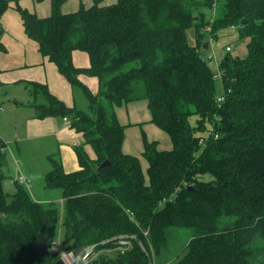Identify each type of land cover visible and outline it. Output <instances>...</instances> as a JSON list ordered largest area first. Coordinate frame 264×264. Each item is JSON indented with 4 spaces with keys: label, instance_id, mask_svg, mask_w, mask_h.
<instances>
[{
    "label": "trees",
    "instance_id": "1",
    "mask_svg": "<svg viewBox=\"0 0 264 264\" xmlns=\"http://www.w3.org/2000/svg\"><path fill=\"white\" fill-rule=\"evenodd\" d=\"M21 1L0 0V27L5 11L18 9L40 54L84 90L88 107H70L46 82L26 81L34 117H68L83 142L74 171L58 153L49 156L44 187L60 196L36 200L16 177V191L5 189L12 168L0 136V264H54L62 252L79 261L92 244L99 245L90 264H150V257L153 264H264V0H79L70 12L68 0H50L47 16ZM229 27L248 40L247 55L233 56L231 47L216 74L201 49ZM74 50L88 53V66L74 64ZM84 76L98 79L97 92ZM217 76L226 96L220 105ZM138 100L148 101L151 122L172 143L161 149L143 133L146 172L123 149L127 126L116 109ZM105 159L112 165L98 171ZM207 173L212 178L201 179ZM40 233L43 255L35 248ZM122 234L136 238L100 244Z\"/></svg>",
    "mask_w": 264,
    "mask_h": 264
},
{
    "label": "crops",
    "instance_id": "2",
    "mask_svg": "<svg viewBox=\"0 0 264 264\" xmlns=\"http://www.w3.org/2000/svg\"><path fill=\"white\" fill-rule=\"evenodd\" d=\"M92 2V0H89ZM71 2L73 9L64 10V8ZM75 2V5H73ZM92 4V3H90ZM41 8L42 13H38L40 16H47L51 12V1L44 0L42 3L38 4ZM80 6L79 0H68L63 5L64 12H70L78 9ZM26 56V53H24ZM73 62L78 67H86L89 65V55L88 53L82 54L80 50H74L73 52ZM25 65L22 68H26V70H14V69H2L0 67V76L3 79L2 92L0 93V136L6 143V149L8 151L9 163L10 159L14 161V171H18L20 175H26L27 184L31 182L32 176L34 174H38L37 166L33 164V162L29 161L25 156L26 152L24 148L20 145L26 141L38 140L40 142L47 141L48 143L43 147L48 148V151L52 148H56L58 153L61 156L63 166L65 171H74L79 167L78 157L75 151V143H82L83 136L81 133L77 132L74 128L70 126V124H66L64 119L60 116H50L44 119H38L34 117L35 111L32 106L33 100H27L28 104H23L22 102L16 101L13 106L11 103L7 105V107H2L1 104L6 102L11 94V87L6 86L7 83L13 85H23V81L25 78H34L33 80H38L42 82H46L49 86L50 91L62 99L68 106H76V98L74 97V85H72L58 70L57 65L50 61L48 57L43 56L40 52L33 59H30L28 62H23ZM25 71V72H24ZM93 76H84L82 77L83 81L89 85V87L95 91L90 85V81ZM32 80V79H26ZM96 85V82L94 83ZM14 96V95H13ZM7 99V100H6ZM88 101V100H87ZM139 101V100H138ZM138 101L130 102L123 106L117 107V114L122 123V118H124L125 122L130 121V117L132 116L133 121L125 124L126 130L134 125H139L140 128L143 127V124L148 120L151 121V116L147 117V113H141V109L138 106H135ZM88 103V102H87ZM126 106V108H124ZM21 107H28L29 110L22 111ZM77 107V106H76ZM88 107V105H87ZM146 107L148 108V101L146 100ZM123 111V113H122ZM124 111H127L126 116H124ZM150 112V110H149ZM16 114V115H13ZM23 115V121L19 118V116ZM130 116V117H129ZM124 124V123H123ZM142 133V143L139 139L136 140V145L131 142V140H127V135L125 137L123 149H127L125 152L132 153L137 150H142L144 148L143 144V133H146L141 129L140 135ZM147 134V133H146ZM148 136V134H147ZM149 137V136H148ZM158 141V140H157ZM167 144L165 143V148H170L172 144L168 146V140L166 139ZM14 143V146L11 143ZM159 145L161 144L160 141ZM134 150V151H133ZM47 156V155H46ZM49 158V157H48ZM11 168L13 167V163H10ZM26 173H25V172ZM44 174V173H43ZM42 174V175H43ZM29 185V184H28ZM52 193L49 197L58 198L60 196V192L56 191V195H54L53 190L48 191ZM33 198L36 200H44L38 199L37 196L34 197L33 193H31ZM50 199V198H49ZM48 200V199H47Z\"/></svg>",
    "mask_w": 264,
    "mask_h": 264
},
{
    "label": "rangeland",
    "instance_id": "3",
    "mask_svg": "<svg viewBox=\"0 0 264 264\" xmlns=\"http://www.w3.org/2000/svg\"><path fill=\"white\" fill-rule=\"evenodd\" d=\"M44 1V0H43ZM41 1V3L43 2ZM114 1V0H112ZM83 4L85 6H90L92 2L89 0H82ZM22 7L28 8L32 11H37L39 13L41 12V8L38 4L39 2L34 1V0H22L20 2ZM75 5V2L74 4ZM74 6H72L71 2L64 8V10H69L73 9ZM71 11V10H70ZM188 35V40L190 43H194V32L192 29H189L187 31ZM247 39H241L239 37L238 30L232 29L231 27L225 28L219 32V37L216 40H209V46L208 48H202L201 52L203 57L206 59V61L210 64L211 68L215 71L217 74L219 72V61L227 54L226 52V47L231 46L232 51L230 52L231 55L233 56H241L244 57L247 55ZM0 67L2 69L7 68V69H14V70H26L24 67V61H29L30 59H33L37 54L39 53L38 51V44L35 40L30 38L27 33L25 32V29L23 27V22H22V16L21 13L18 9L14 7H10L7 9L1 19V27H0ZM82 54H87V52L80 50ZM26 53V56L24 55ZM25 72V71H24ZM92 80L89 82L92 88L97 91L98 88V79L96 77H90ZM26 79H34V78H25L24 81L22 82L23 85H13L10 83H7L6 86L11 87V94L9 93L10 99H6L7 101L2 103V107H7L8 103L12 104L10 106H13L16 101L22 102L23 104H28L27 100H32V97L29 93V88L27 87L26 84ZM96 82V85L94 84ZM75 95L74 97L76 98V106L79 109L86 110L88 101L87 97L84 93V90L80 86H75L74 87ZM216 93L217 96H222L224 95V88H223V83H222V78L221 76H217L216 78ZM14 95V96H13ZM135 106H138L139 109H141V113H147V117L151 116L149 109L146 107V100H139ZM126 108V106H124ZM118 109V108H117ZM21 112L29 110L28 107H21ZM123 113V111H122ZM127 111H124V116H126ZM16 115V114H13ZM130 117V116H129ZM20 119L23 121V115L20 114L19 116ZM122 123L128 124L129 122L133 121L132 116L130 117V121L128 120L125 122L124 118H122ZM196 118L193 117L192 121L195 122ZM146 123L143 124V127L140 128L139 125H134L129 127L126 130V135H127V140H131L132 143L136 145V138L139 139L142 143V133L140 135L141 129L145 131L148 134V138L150 140H158L160 141L159 148L163 149L165 148V143L167 144L166 139L168 140V146L171 143L170 136L154 125L151 121L149 122L148 120ZM48 142H40L38 140H32V141H26L24 143H21L20 145L24 148L26 154L25 156L28 158L29 161L33 162L34 165L37 166V171L39 172L38 174H34L32 176L31 182L27 184V182L23 183L26 188L29 189L31 193H33L34 197L37 196L38 199H49L50 195H52L50 190L46 189L44 187V176L52 168V164L49 160V156L52 153H59L56 148H52L48 151V148H44L43 146L46 145ZM11 145L14 146V143L12 142ZM172 145L170 146V148ZM166 148V149H170ZM86 149L90 156L94 157V152L93 149L90 146H86ZM127 149H125L126 151ZM134 151V150H133ZM60 154V153H59ZM47 155V156H46ZM134 155H137L141 158L142 160V165L144 168V171L146 172L148 168V162L142 155V150H137L134 152ZM60 156V155H59ZM61 157V156H60ZM10 163H13V167L10 170H6L7 177L5 179V189L10 193H14L16 191L15 187V177L18 179V176L20 173L16 170L14 171V161L13 159H10ZM25 172V171H24ZM26 173V172H25ZM44 173V174H43ZM43 174V175H42ZM24 177H27L25 174L23 175ZM212 176L210 174H204L201 176V179H204L206 181L210 180ZM61 228V225H60ZM61 230V229H60ZM188 234H182L179 236V240L185 239ZM55 244L57 246L62 245V235L59 231L57 234V240L55 241ZM106 252H109L108 250ZM75 255V254H74ZM95 256L94 254H92ZM76 256V255H75ZM69 257L73 258L71 255ZM62 259V258H60ZM66 263H68V260H66ZM169 264H175V262H171Z\"/></svg>",
    "mask_w": 264,
    "mask_h": 264
},
{
    "label": "water",
    "instance_id": "4",
    "mask_svg": "<svg viewBox=\"0 0 264 264\" xmlns=\"http://www.w3.org/2000/svg\"><path fill=\"white\" fill-rule=\"evenodd\" d=\"M204 46H205V48H208L209 42L208 41L205 42ZM111 165H112L111 161L109 159H105L97 167V170L98 171H102V170L106 169L107 167H109ZM132 238H136V235L130 236V235H127V234H122V235H118V236H114L112 238L106 239V240L102 241L100 244H106V243H110V242H113V241H118V240H123V239H132ZM98 245L99 244H92V245L88 246L85 250H82L80 252V255H82L84 253L85 254L84 258H87L88 256H90L94 252L95 248ZM35 248H36V252L39 255H43L44 253H46L48 251V244L46 242V238L44 237V235L42 233L39 234L38 243L35 246ZM141 248L150 257V254H149L148 250L146 249V247L143 244H141ZM77 258L78 257H76V259ZM54 264H66V263L64 262V260L59 259ZM150 264H153V261H152L151 257H150Z\"/></svg>",
    "mask_w": 264,
    "mask_h": 264
},
{
    "label": "built area",
    "instance_id": "5",
    "mask_svg": "<svg viewBox=\"0 0 264 264\" xmlns=\"http://www.w3.org/2000/svg\"><path fill=\"white\" fill-rule=\"evenodd\" d=\"M232 27H234V26H232ZM208 29H210V28L208 27ZM230 50H231V46H227L226 51H230ZM2 85H3V79L0 76V93L2 92ZM225 98H226L225 94L217 97V103L220 105L221 103H223L225 101ZM63 119H64L66 124H71V120L68 117H64ZM216 137H218V136L216 135ZM201 142H203V139L201 140ZM78 145H79V143H75V146H78ZM18 180L22 183H25L27 181V179L23 175H19ZM120 242L122 245H129L128 240L123 239ZM120 248L124 249L123 247H120ZM58 250H59L58 247H53V251H58ZM69 255H71L73 258L69 257ZM61 258H62V260H64L65 263H66L65 259L68 260V263H66V264H78L79 261L81 264H90V261L84 257L82 258V260H79V261L76 260V257L73 253L67 254L65 252H62Z\"/></svg>",
    "mask_w": 264,
    "mask_h": 264
}]
</instances>
